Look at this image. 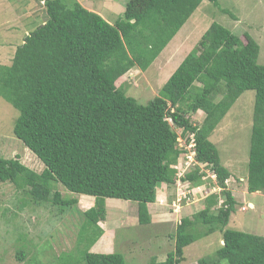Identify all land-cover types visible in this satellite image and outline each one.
Returning a JSON list of instances; mask_svg holds the SVG:
<instances>
[{"label":"trees","instance_id":"trees-1","mask_svg":"<svg viewBox=\"0 0 264 264\" xmlns=\"http://www.w3.org/2000/svg\"><path fill=\"white\" fill-rule=\"evenodd\" d=\"M35 1L47 19L24 37L11 63L0 66V98L18 112L14 137L44 168L37 174L17 158L0 157V182L61 209L77 200L51 194L54 183L92 197L93 205L81 212L80 237L89 248L103 234L106 199L136 202L137 223H151L147 204L161 184L171 186L176 178L177 128L187 143L192 136L195 160L210 170L219 192L179 220L173 249L148 264H180L186 247L216 231L221 246L197 264H264V237L225 229L236 200L226 186L230 172L209 140L237 98L254 91L246 191L264 195V66L257 63V42L210 23L158 95L139 104L117 80L133 68L146 71L202 1L218 0H129L113 23L76 0L70 6ZM197 112L204 115L199 125L190 120ZM202 177L194 169L182 181L197 188ZM83 255L84 264H126L119 253Z\"/></svg>","mask_w":264,"mask_h":264},{"label":"rangeland","instance_id":"rangeland-1","mask_svg":"<svg viewBox=\"0 0 264 264\" xmlns=\"http://www.w3.org/2000/svg\"><path fill=\"white\" fill-rule=\"evenodd\" d=\"M65 1L71 5L72 0ZM79 1L85 8L100 11L105 19L113 23L124 12L129 0ZM46 19L44 6L35 0H0V66L11 63L16 47ZM212 22L242 40L244 33L249 34L259 45L257 63L264 66V0H218L216 5L202 1L146 71L133 68L117 80L116 86L139 104H146L158 95L167 77L194 48ZM253 105L254 91L243 92L209 140L217 148L221 164L230 172L226 186L236 200L225 229L264 237V195L246 191ZM17 115L18 112L0 98V157L17 158L21 164L39 174L43 171V164L12 133ZM203 117L202 112H197L191 114L190 120L192 124L199 125ZM174 130L179 136L180 160L185 156L186 150L182 145H187L188 136L181 135L180 129ZM191 168L203 174L199 189L188 193L179 203V211L172 213L171 203L177 188L181 187L176 178L171 186L160 185L156 190L155 205H148L152 220L148 225L137 223L136 202L105 200L104 220L99 222L103 240L108 245L105 252H91L86 239L80 237L81 212L91 207L81 195L54 183L51 194L56 191L65 200H77L72 207L61 209L49 201L35 203L27 189L17 191L11 183L0 182V264H84L85 250L90 254L119 253L126 264L163 261L173 249L175 227L179 220L202 209L207 195L219 192L208 168L200 163ZM157 199L163 202L159 204ZM221 243L220 231L198 240L184 249V259L180 264H197L200 258L212 259Z\"/></svg>","mask_w":264,"mask_h":264},{"label":"built area","instance_id":"built-area-1","mask_svg":"<svg viewBox=\"0 0 264 264\" xmlns=\"http://www.w3.org/2000/svg\"><path fill=\"white\" fill-rule=\"evenodd\" d=\"M179 146H180V143H179ZM182 147L184 148V150H186V152L183 154V155H185V156H183L184 158H181L180 160L178 158L176 164L171 166V168L176 170L175 176L177 179V184H178V186L180 185V187H181V188H177V191L175 193V198L171 203V209H172L173 213H176L179 211L178 210L180 208L179 203L187 197L188 193H193L195 190L199 189V187H197V188L190 187V185L188 184L187 181H182V178L184 177V175L187 172L192 170L191 167L196 165V164H199L195 160L194 140H193L192 136H189V142L187 143V145L184 144V145H182ZM186 153H188V154H186ZM213 178H214V176H213ZM157 200H158L159 204H161L163 202L162 199H160V200L157 199Z\"/></svg>","mask_w":264,"mask_h":264},{"label":"crops","instance_id":"crops-1","mask_svg":"<svg viewBox=\"0 0 264 264\" xmlns=\"http://www.w3.org/2000/svg\"><path fill=\"white\" fill-rule=\"evenodd\" d=\"M79 4H80V1L79 0H76ZM81 5V4H80ZM82 6V5H81ZM83 7V6H82ZM85 8V7H84ZM85 9H87L88 11H92V12H95V13H97L98 15H100L104 20H106L108 23H111V22H109V20H107V19H105V17L101 14V12L100 11H94L93 9H91V8H85ZM169 77V76H168ZM167 77V78H168ZM167 80V79H166ZM161 185H164V184H161ZM166 189H167V187H166ZM81 197H83L82 199H86V201H88L87 202V204H89L90 206H92L93 205V198L92 197H86V196H81ZM106 201H107V199H106ZM105 201V202H106ZM154 203H152V205H153ZM148 205H150V204H147V207H148ZM155 205V204H154ZM167 205V204H166ZM149 211V210H148ZM150 213V212H149ZM151 222H152V220H151ZM104 235V234H103ZM103 235L97 240V241H95V243L91 246V248H90V251L91 252H94V251H97V252H105L106 250H108V245H107V241H104L103 240ZM109 247H111L110 246V243H109ZM105 250V251H104Z\"/></svg>","mask_w":264,"mask_h":264}]
</instances>
